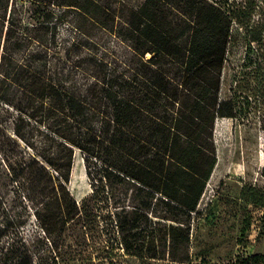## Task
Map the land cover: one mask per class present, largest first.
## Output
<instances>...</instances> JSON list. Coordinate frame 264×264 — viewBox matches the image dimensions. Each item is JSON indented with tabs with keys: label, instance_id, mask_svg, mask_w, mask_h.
Wrapping results in <instances>:
<instances>
[{
	"label": "trees",
	"instance_id": "obj_1",
	"mask_svg": "<svg viewBox=\"0 0 264 264\" xmlns=\"http://www.w3.org/2000/svg\"><path fill=\"white\" fill-rule=\"evenodd\" d=\"M240 43L234 89L249 69L264 99V0H0V264H69L57 256L63 236L92 231L96 203L117 191L123 252L186 261L217 161L215 124L242 104L236 90L220 97ZM76 151L92 188L80 202L67 187ZM31 219L35 242L50 246L38 255L21 236ZM228 264H264V254Z\"/></svg>",
	"mask_w": 264,
	"mask_h": 264
},
{
	"label": "rangeland",
	"instance_id": "obj_2",
	"mask_svg": "<svg viewBox=\"0 0 264 264\" xmlns=\"http://www.w3.org/2000/svg\"><path fill=\"white\" fill-rule=\"evenodd\" d=\"M214 1L233 4L241 0ZM97 37L106 48L120 56L127 55L113 38L105 34ZM244 54L242 43L232 48L224 71L221 99L231 98L236 90L242 104L236 119L223 118L215 124L217 161L196 214L192 215L188 259L180 263L164 255L148 259L125 254L113 227L112 213L121 206L119 191L115 193V201L96 203L98 212L92 231L86 235L69 231L63 236L58 259L64 258L69 264H73V258L91 259L95 264H228L240 255L264 254V99L260 97V80L249 69L242 71L249 74L238 76V87L234 89L237 81H233V71L239 72ZM12 117L6 118L9 133H12ZM31 124L35 126L34 122ZM67 187L77 202L92 192L83 158L77 151ZM2 210L7 215L13 214L9 197L3 200ZM2 216L0 214V224H3ZM36 231L31 219L21 229V236L38 255L50 246L44 239L41 243L35 242ZM7 241L3 239L2 243Z\"/></svg>",
	"mask_w": 264,
	"mask_h": 264
}]
</instances>
